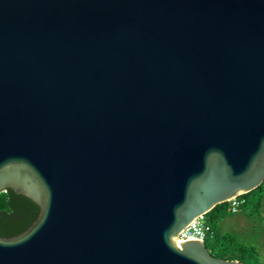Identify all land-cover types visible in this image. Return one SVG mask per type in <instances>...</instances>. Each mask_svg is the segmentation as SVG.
Masks as SVG:
<instances>
[{"label": "water", "instance_id": "95a60500", "mask_svg": "<svg viewBox=\"0 0 264 264\" xmlns=\"http://www.w3.org/2000/svg\"><path fill=\"white\" fill-rule=\"evenodd\" d=\"M264 182V0H0V264H244L177 236Z\"/></svg>", "mask_w": 264, "mask_h": 264}, {"label": "trees", "instance_id": "16d2710c", "mask_svg": "<svg viewBox=\"0 0 264 264\" xmlns=\"http://www.w3.org/2000/svg\"><path fill=\"white\" fill-rule=\"evenodd\" d=\"M244 200L241 207L251 206L249 216L261 215L264 200V182L253 191L239 196ZM39 207L28 198L12 190L0 193V235L12 238L26 231L39 215ZM228 215V203L215 206L205 214L211 228V235L204 240L207 251L214 257L224 260H238L248 264L250 259L259 264L258 253L253 247H247L229 233H222L218 223ZM264 221V214L261 216Z\"/></svg>", "mask_w": 264, "mask_h": 264}, {"label": "rangeland", "instance_id": "374dc122", "mask_svg": "<svg viewBox=\"0 0 264 264\" xmlns=\"http://www.w3.org/2000/svg\"><path fill=\"white\" fill-rule=\"evenodd\" d=\"M251 206L240 207L236 214H231L220 220L218 229L222 233H229L236 237L247 247H253L258 253L259 264H264V200L262 203L261 215L252 214L249 216ZM248 264H254L250 259Z\"/></svg>", "mask_w": 264, "mask_h": 264}, {"label": "built area", "instance_id": "2783aa9c", "mask_svg": "<svg viewBox=\"0 0 264 264\" xmlns=\"http://www.w3.org/2000/svg\"><path fill=\"white\" fill-rule=\"evenodd\" d=\"M228 212L230 214H236L244 200L240 199L239 196L230 199L228 202ZM211 235V228L206 222L205 214L197 217L187 227L181 230L177 236V242H184L190 240L203 241Z\"/></svg>", "mask_w": 264, "mask_h": 264}, {"label": "bare ground", "instance_id": "6f19581e", "mask_svg": "<svg viewBox=\"0 0 264 264\" xmlns=\"http://www.w3.org/2000/svg\"><path fill=\"white\" fill-rule=\"evenodd\" d=\"M178 243V242H177Z\"/></svg>", "mask_w": 264, "mask_h": 264}]
</instances>
